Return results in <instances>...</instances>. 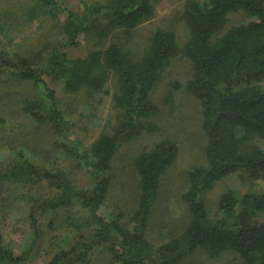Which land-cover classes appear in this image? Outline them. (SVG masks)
<instances>
[{
    "label": "trees",
    "instance_id": "1",
    "mask_svg": "<svg viewBox=\"0 0 264 264\" xmlns=\"http://www.w3.org/2000/svg\"><path fill=\"white\" fill-rule=\"evenodd\" d=\"M61 1L29 0L9 6L0 0L3 37L14 19L23 18L26 25L39 20L42 28H50L38 46L12 53L0 49V75L43 92L39 98L30 92L15 103L16 109L35 123L50 126L59 145L91 181L89 186H76L62 169L36 164L22 150L0 164V194L14 187L28 203L32 244L41 236L38 216L64 211L57 224L47 223L51 252L45 264H88L97 248L106 250L115 264H199L191 260L196 253L207 261L232 253L226 264H264V193L227 189L219 195L213 214L203 199L233 173L244 181L264 183V0H185L178 17L187 31L183 43L172 27H157L140 48L129 43L130 32L153 15L158 0L84 1L77 10L60 8ZM235 12H242L246 20L227 27L229 14ZM83 41L89 44L87 53L71 56L69 49ZM177 56L192 68L183 88L200 107L205 161L187 171L183 200L188 223L181 233L154 245L147 236L152 206L179 147L150 122L159 113L151 93ZM47 78L60 84L76 105L100 101L112 79L115 121L82 148L69 136L66 114H72V108L63 104ZM178 85L174 83L172 91ZM165 99L174 105L172 93ZM2 112L4 123L8 111ZM170 113L173 116L172 109ZM23 128L18 129L21 134ZM158 130L159 139L133 160L138 189L134 212L107 220L100 211L116 152L144 132ZM58 228L71 230L72 241L52 235ZM26 253L6 245L0 230V264H21Z\"/></svg>",
    "mask_w": 264,
    "mask_h": 264
},
{
    "label": "rangeland",
    "instance_id": "2",
    "mask_svg": "<svg viewBox=\"0 0 264 264\" xmlns=\"http://www.w3.org/2000/svg\"><path fill=\"white\" fill-rule=\"evenodd\" d=\"M7 1L9 6H15L17 3L24 4L29 0ZM84 1L96 0H62L60 8L63 6L77 10ZM184 1L158 0L154 4L153 15L130 32L129 43L135 48L143 47L148 43V38L155 28L172 27L181 45L187 34L184 23L178 19ZM244 20L246 18L242 12L231 13L227 27ZM11 22L10 26L3 25L7 26L5 28L10 41L0 34V49L8 53L38 46L44 41L45 32L50 29L47 26L42 28L39 20L30 25H26L23 18ZM88 48L89 44L83 41L79 46L70 48L69 54L82 57L87 53ZM191 73L190 63L177 56L164 70L162 78L151 93L152 100L159 107V113L150 122L161 128L162 136H171L179 147L176 160L161 177L158 197L152 206L147 236L154 245L181 233L188 223L187 207L183 200L187 171L190 167L201 165L205 161L200 107L198 101L183 88ZM47 82L49 87L55 88L56 95L63 99V104L72 108V114H66L71 124L69 136L71 140L79 142L82 148L88 147L108 123L115 121V112L110 105L115 90L112 79L106 84L107 92L100 95V101L94 100L86 105H76L75 102L73 104L74 98L63 94L60 84L53 83L48 78ZM174 83L179 85L172 91L171 87ZM262 85L264 87V80ZM30 92L36 94L38 98L43 97L41 88H32L29 83L18 81L5 73L0 75V114H3L2 110L8 111L5 116L6 121L0 122V164H5L18 150H22L27 158L36 164L42 163L51 169H62L74 185L89 186L91 184L89 175L68 156L65 148L59 145L60 139L54 135L50 126L46 123L37 124L19 112L18 108L16 109L15 103L28 96ZM168 92L173 94L175 100L172 107L165 99ZM171 109L173 116L170 115ZM20 127H24L22 134L18 130ZM160 135L159 130L144 132L138 138L123 144L116 152L112 162L113 177L110 189L100 211L107 220L115 214L128 217L134 212L138 189L133 160L141 152L150 149ZM261 146L264 148V142ZM227 189H233L241 194L247 191L264 193V183L241 180L238 173L222 179L212 190L203 195L211 214L217 206L219 195ZM28 211V203L21 198V194L14 187L7 194H0V230L4 243L17 253L27 252L21 264H45L51 252V250L49 252L47 223L52 220L57 224L64 211L46 212L38 216L41 236L39 242L34 244H32L34 235ZM52 235H58L64 242L72 241V233L68 229L52 230ZM233 256L232 253H226L213 261H207L202 254L196 253L191 260L199 264H226ZM89 261L88 264H115L110 260V254L102 248L94 250Z\"/></svg>",
    "mask_w": 264,
    "mask_h": 264
}]
</instances>
